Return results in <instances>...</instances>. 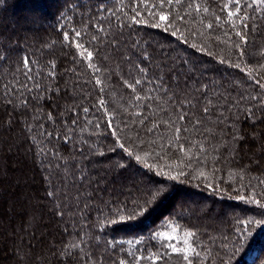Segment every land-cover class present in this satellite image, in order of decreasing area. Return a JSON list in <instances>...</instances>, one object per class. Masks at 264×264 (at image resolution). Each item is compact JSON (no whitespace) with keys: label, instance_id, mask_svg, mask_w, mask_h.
<instances>
[{"label":"trees","instance_id":"16d2710c","mask_svg":"<svg viewBox=\"0 0 264 264\" xmlns=\"http://www.w3.org/2000/svg\"><path fill=\"white\" fill-rule=\"evenodd\" d=\"M134 2L0 0V264H136L135 257L153 252L167 254L161 264H184L153 238L170 225L195 234L196 264H228L230 249L232 264H253L255 256L264 264L261 226L249 225L253 235L232 243L241 221L264 218L251 201L255 194L264 203V10L242 7L248 27L233 29L215 19L227 20L222 6L235 8L229 0H192L207 14L183 0L166 10L192 15L165 31L130 23ZM73 29L93 51L91 61L71 43ZM137 64L149 77H163L167 94L145 84L133 93L125 81L139 78ZM137 94L156 98L136 101ZM120 143L148 152L146 163L157 167L129 157ZM177 143L191 148L193 159L182 157ZM181 170L176 180L157 174ZM162 185L165 195L154 208L128 219L141 192Z\"/></svg>","mask_w":264,"mask_h":264},{"label":"snow or ice","instance_id":"6c2138e0","mask_svg":"<svg viewBox=\"0 0 264 264\" xmlns=\"http://www.w3.org/2000/svg\"><path fill=\"white\" fill-rule=\"evenodd\" d=\"M182 3H183V0H157V3L151 4L149 6L148 0H139V4L134 2L131 6L130 11L132 12V15L129 17V21L132 24H145V25L150 24V26L155 27V28H160L163 25L164 30L167 31L168 28L173 27V22L176 21L177 19L183 22L187 16L192 15V12H188V11L184 12L183 14L177 13L173 15L170 11L166 10L169 7L181 5ZM229 3H234L235 8L231 9L228 3L224 4L222 6V10H227L226 11L227 20L221 21L220 16H216L215 19H216L217 26H220L222 23H229L230 27L233 29H236L237 27L247 28L248 27L247 21L250 20L251 17L247 15L246 13L242 12V7L247 8L251 6L254 9L259 8V9L264 10V0H249V2L243 3V5H242V0H229ZM186 7L193 8L195 13L197 14H207L210 11L209 8L207 7L202 8L201 4L199 3L194 4L192 0H188V4L186 5ZM139 8H146L147 11L138 10ZM170 16L172 17L171 21L169 19ZM200 23L203 24V21H200ZM205 26L208 29L213 28V24L211 22L207 23ZM100 31H103V29L101 28ZM73 34L74 35L71 40V43L75 46L77 50L83 49V51L79 52V55L82 58H85L86 60L91 61L94 56L93 51L85 48L82 39L77 40V38H80L82 36V32L73 29ZM172 34L173 35L176 34L175 29L173 30ZM225 35L230 36V33H225ZM235 35L240 37L241 44L247 43V38L241 31L237 30L235 32ZM63 39L65 41L70 40L69 34L67 32L63 33ZM93 39L95 38L93 37ZM241 44H237L236 47L239 51L240 57L242 58L244 55V52H243V48L241 47ZM85 53H86V57H85ZM144 59L147 60L148 57L145 55ZM23 64H24L26 73H30L32 69L29 66V58L25 57L23 60ZM235 66L240 67V64H236ZM52 67L54 68V65ZM88 67L95 69V71H99V68H97L95 64L89 63ZM135 68H136V71L140 74L139 78L134 77L133 82L131 83H129L128 81H125L126 86L130 88L133 93L136 92V86L145 84V85H153L154 92H157V93L163 92L167 94L168 89L164 85L163 77H156V78L149 77L147 68L141 64L135 65ZM48 74L49 76L54 78V75H55L54 72H49ZM95 82L97 85L102 83V81L98 78L96 79ZM257 83H260V82L257 81ZM260 87L264 88V83H260ZM22 89H23V85L21 86V89H14V91L18 93ZM5 95H7V92L5 93ZM155 98L156 97H150V96L142 97L139 94L135 95L136 101H141L142 99H155ZM165 98L171 100L170 96L166 95ZM22 103L26 105L27 99L25 98L22 101ZM99 104L100 106L104 107L105 101L103 99H100ZM173 104H175V101H173ZM181 105L183 106V102H181ZM184 107H185V111L178 113V119L180 121H183L187 114L186 106ZM83 111L87 113L89 109L84 108ZM203 111L205 114H207L209 111L208 107L205 106ZM199 123H201V121L199 120L194 122V124L196 125H198ZM73 124H75V120L73 121ZM111 124H112V120H108V125L111 126ZM173 124H175V121H172L171 119H169L168 126L171 127ZM96 126L98 127V125ZM154 127H158V125H154ZM152 130L153 129H149V131H152ZM184 130L187 131L188 129L185 128ZM180 131L181 129L179 127L175 128L174 136L172 137L174 141L178 142L180 140V135H179ZM112 134L116 135L115 129H113ZM41 135H47L51 137L52 133L42 132ZM117 140H119L118 136H117ZM119 147L129 157H134L137 161L145 163L147 167L149 168L157 167L154 164L146 163V158L149 155L148 152H145L144 156H141L135 147L130 148L126 146L125 143H120ZM169 147H172V144H169ZM177 147L179 151L182 153V157H186L189 160L193 159V155L191 154V148L185 149L184 144H180V143H177ZM140 150L141 151L144 150L143 146H140ZM200 151L201 152L204 151L203 147H201ZM196 158L199 159V157H196ZM168 167L171 168L172 166L169 165ZM157 174L167 175L169 179L176 180L180 175H184L185 173L181 170L177 172V175L175 176L171 175L170 171L169 172L159 171ZM200 175H204V173L201 171ZM165 188H166V185H162L156 188L146 189L143 192H141V195L134 201L132 207L128 209V213H129L128 219H135L136 217L147 215L150 212V210L154 208L155 204L165 195ZM49 195H53V193L50 192ZM241 199H244V197H241ZM251 201L257 204L260 208L264 209V203H261L259 199H256L255 194L252 195ZM125 208H128V206L125 205ZM117 211H119V209ZM121 219H124V217H121ZM253 224L261 226L260 232L264 233V218L259 219V220H252V221H241L240 228L238 229L239 238L235 242H232V243H234V245H239V241L241 239L250 238L253 234L249 230V225H253ZM169 227L172 228L171 232H168V231L157 232L153 238L160 239L162 241H167L168 242L167 248L170 250V253L174 255H178L182 259L184 264H196V261L201 259V254H200V251H197V245L194 239L195 234L190 231L185 232L184 237L182 239L178 240L176 243H173V241L177 239L176 236L174 235V233L177 232V228L171 225ZM128 243H132V242L129 241ZM136 243H139V241H137ZM72 247H75V245H73ZM252 251L259 252V249H255ZM65 254L71 260L72 258L71 252L69 251V252H66ZM225 255L228 256V264H232L233 257L236 255V250L230 249L229 252L225 253ZM166 256L167 254H160L157 252H153L148 255L137 256L135 257V260H136V264H140V262L144 260H147L148 262H150V264H161V261L166 260ZM247 258L248 257L246 256L245 259ZM260 260H261L260 256H255V258L253 259V264H257V262ZM120 264H125V262L120 261ZM222 264H223V261H222Z\"/></svg>","mask_w":264,"mask_h":264},{"label":"rangeland","instance_id":"374dc122","mask_svg":"<svg viewBox=\"0 0 264 264\" xmlns=\"http://www.w3.org/2000/svg\"><path fill=\"white\" fill-rule=\"evenodd\" d=\"M164 231H168V232H171L172 231V228L171 227H169L168 229H166V230H164ZM164 231H161V232H164ZM174 235L176 236V240H174L173 241V243H176L178 240H180V239H182L183 237H184V233H181L180 231H179V229L177 228V232L176 233H174ZM167 242V241H166ZM168 243V242H167ZM166 243V244H167Z\"/></svg>","mask_w":264,"mask_h":264}]
</instances>
